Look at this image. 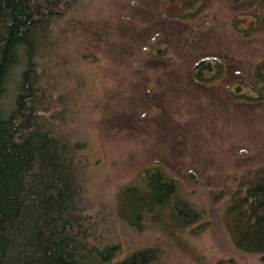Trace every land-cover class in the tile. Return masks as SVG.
<instances>
[{
	"label": "rangeland",
	"instance_id": "1",
	"mask_svg": "<svg viewBox=\"0 0 264 264\" xmlns=\"http://www.w3.org/2000/svg\"><path fill=\"white\" fill-rule=\"evenodd\" d=\"M258 2L61 1L37 59L42 114L53 135L81 145L80 214L98 245L118 247L114 262L146 253L141 264H264L236 247L228 218L232 192L264 165ZM22 70L0 92L2 118L28 87ZM157 170L198 221L183 224L168 194L167 209L135 224Z\"/></svg>",
	"mask_w": 264,
	"mask_h": 264
},
{
	"label": "trees",
	"instance_id": "2",
	"mask_svg": "<svg viewBox=\"0 0 264 264\" xmlns=\"http://www.w3.org/2000/svg\"><path fill=\"white\" fill-rule=\"evenodd\" d=\"M61 1L0 0V92L21 62L28 80L26 90L15 97L12 114L0 116V264L145 263L146 253L114 262L118 247L100 246L98 238H92L94 231L79 210L84 190L81 145L53 135L42 114L47 109L40 98L43 74L37 59L45 57L41 44L50 37L49 25L57 19ZM258 3L264 26V0ZM256 77L259 100L264 97V62ZM147 174L135 224L145 210L153 214L167 209L171 194L178 199L175 213L183 224L198 221L201 212L177 197L176 182L167 183L158 170ZM231 199L228 218L236 247L264 257V165L244 176Z\"/></svg>",
	"mask_w": 264,
	"mask_h": 264
}]
</instances>
